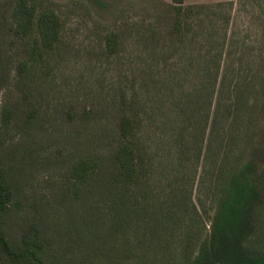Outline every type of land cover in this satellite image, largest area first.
<instances>
[{
    "label": "rangeland",
    "instance_id": "obj_1",
    "mask_svg": "<svg viewBox=\"0 0 264 264\" xmlns=\"http://www.w3.org/2000/svg\"><path fill=\"white\" fill-rule=\"evenodd\" d=\"M50 1L67 13L66 46L53 68L24 70L0 0L1 235L18 251L37 225L48 264H194L226 171L253 136L264 150V0H186L180 31L172 0ZM124 112L137 120L131 186L114 166ZM83 155L100 168L75 199L70 168ZM255 173L260 187L263 160ZM260 190L244 239L255 249Z\"/></svg>",
    "mask_w": 264,
    "mask_h": 264
},
{
    "label": "trees",
    "instance_id": "obj_2",
    "mask_svg": "<svg viewBox=\"0 0 264 264\" xmlns=\"http://www.w3.org/2000/svg\"><path fill=\"white\" fill-rule=\"evenodd\" d=\"M185 1L172 0L176 12L174 26L178 31L181 30L183 16L187 12ZM7 19L25 46L27 57L20 66L26 70L43 64L51 69L53 59L63 52L67 42L68 16L63 8L50 0H10ZM107 40L111 42L115 36L109 35ZM2 116L6 125L11 122V110L8 107H4ZM136 128L137 120L133 114L122 113L114 166L118 181L126 186L136 184L141 175L135 140ZM262 137L253 136L245 153L226 171L210 243L200 248L193 260L194 264H202L206 259L216 264L217 257L221 264H264V247L255 249L244 242L248 230L254 225V211L259 205L256 198L262 193L260 188L264 187L263 183L259 187L254 179L259 161H264L262 158L259 160V153H264ZM99 168L100 161L89 155L80 156L73 162L70 176L73 179L72 192L75 199L79 198ZM4 207L0 201V212ZM45 253L46 245L37 225L32 224L25 230L18 251L0 233V264H21L23 261L48 264Z\"/></svg>",
    "mask_w": 264,
    "mask_h": 264
}]
</instances>
